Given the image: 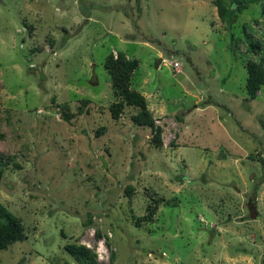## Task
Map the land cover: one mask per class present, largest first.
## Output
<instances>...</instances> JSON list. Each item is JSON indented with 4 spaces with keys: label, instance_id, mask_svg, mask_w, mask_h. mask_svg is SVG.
Returning <instances> with one entry per match:
<instances>
[{
    "label": "rangeland",
    "instance_id": "374dc122",
    "mask_svg": "<svg viewBox=\"0 0 264 264\" xmlns=\"http://www.w3.org/2000/svg\"><path fill=\"white\" fill-rule=\"evenodd\" d=\"M111 53L140 62L162 147L134 108L112 118ZM263 54L264 3L230 25L216 0H0V203L27 232L0 264H79L68 244L98 264H263L264 88L245 101Z\"/></svg>",
    "mask_w": 264,
    "mask_h": 264
},
{
    "label": "trees",
    "instance_id": "16d2710c",
    "mask_svg": "<svg viewBox=\"0 0 264 264\" xmlns=\"http://www.w3.org/2000/svg\"><path fill=\"white\" fill-rule=\"evenodd\" d=\"M219 7V13L222 20L227 19L230 25L236 24L240 15L245 13L251 6L263 4L264 0H232L231 7L225 6L221 0H216ZM235 8H232V6ZM63 40L64 43L69 38ZM251 40L248 51L255 55H260L261 44L254 40L253 35H249ZM140 62L136 59H128L123 53H118L117 56L109 54L105 61V69L111 78L113 94L116 101L110 106L109 110L112 118L118 121L125 113L126 108H134L137 112L132 116L134 125L138 127L149 128L153 134V142L157 148L163 146L161 127L156 126V119L148 108V101L144 95L132 88V78L135 72L139 69ZM247 78L245 91L247 98L246 102L253 101L258 98L259 92L264 88V54L259 61H248L246 64ZM83 107L79 109L80 113L85 112L90 101L82 100ZM63 118L70 122L75 114L70 112V107L65 104L62 106ZM183 119V114L181 115ZM180 119V121H181ZM0 121L2 117L0 116ZM264 128V119L262 121ZM104 128H101L97 135H102ZM8 162L4 161V157L0 153V175L3 174L4 168ZM19 167V166H18ZM127 194H133V188L127 189ZM149 215L136 218L137 224L142 222L150 223L154 221V214L158 209L156 206L151 208ZM91 218L86 223V227L91 225ZM99 235V234H98ZM27 240L26 227L23 221L10 212L3 204L0 203V251L7 250L10 246L24 242ZM66 252L72 256L79 264H98L96 254L83 245L68 244L65 247ZM264 264V261H263Z\"/></svg>",
    "mask_w": 264,
    "mask_h": 264
},
{
    "label": "built area",
    "instance_id": "2783aa9c",
    "mask_svg": "<svg viewBox=\"0 0 264 264\" xmlns=\"http://www.w3.org/2000/svg\"><path fill=\"white\" fill-rule=\"evenodd\" d=\"M174 67V70L177 72V73H181L182 72V68H181V65H180V63H178L177 61L176 62H174L173 64H172Z\"/></svg>",
    "mask_w": 264,
    "mask_h": 264
}]
</instances>
